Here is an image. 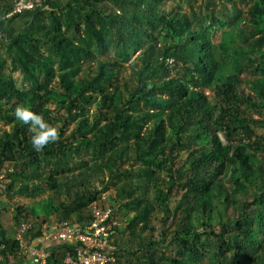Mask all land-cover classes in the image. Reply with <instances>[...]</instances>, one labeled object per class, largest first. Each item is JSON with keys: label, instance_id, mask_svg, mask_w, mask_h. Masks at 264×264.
I'll list each match as a JSON object with an SVG mask.
<instances>
[{"label": "trees", "instance_id": "1", "mask_svg": "<svg viewBox=\"0 0 264 264\" xmlns=\"http://www.w3.org/2000/svg\"><path fill=\"white\" fill-rule=\"evenodd\" d=\"M11 1L0 0V122L8 126L0 130V169L12 167L5 195L61 193L44 216L67 226L89 220L97 201L116 220L131 214L115 227L121 236L154 233L153 213L162 225L178 220L170 252L156 259L157 242L118 244L115 234L106 264L122 255L129 264H264V138L253 128L264 127V76L241 77L254 59L264 60V0H252L245 14L208 9L211 0L198 14L196 0H186L188 11L179 3L166 8V0H47L8 36L21 15L4 18ZM110 53L128 63L127 76L117 75ZM7 58L20 88L1 73ZM17 105L42 114L59 138L35 151L14 117ZM181 151L182 166L175 163ZM95 174L100 186L86 185ZM110 187L112 202L104 195ZM28 216L15 206L12 226ZM42 229L35 226L26 241L43 237ZM7 233L0 225V264H30ZM49 251L48 264L75 257L67 242Z\"/></svg>", "mask_w": 264, "mask_h": 264}, {"label": "rangeland", "instance_id": "2", "mask_svg": "<svg viewBox=\"0 0 264 264\" xmlns=\"http://www.w3.org/2000/svg\"><path fill=\"white\" fill-rule=\"evenodd\" d=\"M206 2V1H205ZM252 0H211L212 6H209L208 9L210 8H214V9H224V7L227 9V11L229 13H233L234 9L235 10H240L242 12V14H245L248 6L251 4ZM179 3L182 5V7L185 10H189V6L187 5L186 0H166L163 5L166 8H170L171 6H173L174 4ZM193 6H194V10L196 12V14L200 13V11H203L202 8H206L204 1L203 0H196L193 1ZM202 6V8L200 7ZM219 20V18H218ZM217 20V21H218ZM217 29V30H216ZM214 30L215 31V35H214V42L215 44H217L220 34L222 32V29L220 28L219 25V21L215 23L214 26ZM255 56V55H254ZM108 60L111 63H114L117 65L116 67V72L118 76H127L128 75V63L127 62H123L121 61V59L116 58L115 56H113L112 53L109 54ZM253 66L249 67L247 69L246 72H243L241 74L242 78H252V77H258V76H264V60H260L258 58L253 60ZM11 60L9 58H7V67L1 71L2 74H4V76L6 77H10L13 78V80L16 83L17 87H22V80H21V75L19 72H13L11 71ZM206 94L209 98H211L213 95L212 93H210L208 90H206ZM252 118L254 119H258V117L256 115L252 116ZM264 119V118H263ZM264 121V120H263ZM8 126L6 124H4L3 122H0V130L3 128H7ZM254 128V132L257 136H260L261 138H264V127L261 126H253ZM243 139V142H247V140L245 139L244 136H241ZM222 138L223 143H225V139ZM254 139V137L252 138ZM261 157V156H260ZM79 159V157L77 158ZM81 159H87V157H81ZM187 159V152L186 151H181L175 158V163L177 165H184L185 160ZM262 159V158H260ZM264 159V156H263ZM9 168H12L9 166V164H5L1 169H0V225L2 227L3 230H5V232H8V236L12 237L15 234V227L12 226V210L15 206L17 205H23L27 208L29 216L27 217L26 221L32 222L36 227L41 226L43 227V225L45 226V230L46 228H51L56 226V224L53 225V223H51V221L47 222L48 220H51L54 218L53 215L49 214L47 215L46 219H45V211H46V207L45 205L49 204L50 202H53L54 204H57V201L59 199L63 198V194L61 193H57V194H52L51 192H42L37 194L34 197L31 198H27L25 196H14L11 193H7L6 196L4 193V185L9 181L8 178L6 177L5 171L8 170ZM82 171V169L80 168H76L73 172H79ZM95 176H97V174H95L94 176H91L90 179L88 180V182L86 183V185L93 187V186H100V183L98 181V179L94 178ZM98 178H101V176L99 175ZM110 190L106 192H104V195H109V201L112 202V197L110 195L113 194V188L110 187ZM177 195H173L171 197V199L169 200L168 204L171 208L174 207V205L176 204V200H177ZM48 212H49V208H48ZM224 211L222 210V213ZM119 213L121 214V212L119 211ZM227 214L229 216H231L230 211H227ZM131 214H129L128 216H119L118 214L117 216V221L119 224H121V228L125 226V223L127 221V218L130 217ZM178 216V215H177ZM179 217V216H178ZM177 217V218H178ZM50 218V219H48ZM46 220V221H45ZM223 220H225V218H223ZM151 221L152 224L154 226V233L149 232L148 230H146L145 232H137L136 231V235L135 236H130L129 233H127L126 235L121 236L120 234H116V240L118 241V244L121 243V240L124 241V245H126L128 239L132 240L134 242H138L140 241L142 238H146L148 240H151L152 242H157L156 244V249L158 248L159 250L155 253H153V256L157 259L160 256V253L162 251H166V252H170L171 251V247L168 246L169 241L172 237L175 236V224L178 222V220H172V218H168L167 222L165 225H162L161 223V213H153L151 216ZM172 221V222H171ZM68 222H71L68 220ZM172 223V224H171ZM217 224V223H215ZM201 227H199L198 229H200ZM47 229V231H49ZM214 231L216 233L220 232L221 226L219 224L214 226ZM165 231V234L168 236L169 233L173 232L171 235H169L166 239H165V244H162L161 239H162V235L161 232ZM47 234V233H46ZM0 239H1V234H0ZM145 242V241H144ZM146 243V242H145ZM144 252V250H142ZM140 251V252H142ZM120 263L119 264H129L127 263V257H123V255L121 256L120 259ZM31 264V263H30Z\"/></svg>", "mask_w": 264, "mask_h": 264}, {"label": "built area", "instance_id": "3", "mask_svg": "<svg viewBox=\"0 0 264 264\" xmlns=\"http://www.w3.org/2000/svg\"><path fill=\"white\" fill-rule=\"evenodd\" d=\"M47 0H12V8L4 15L5 19L15 14H22L42 7ZM90 219L79 225L67 226L66 222L44 229L54 244L67 242L73 245L74 259L68 254L65 262L68 264H106L113 260L114 245L112 240L116 234L115 227L119 226L112 218L111 211L102 207L97 201L89 205ZM35 225L29 221H22L15 228V239L19 242V253L26 256L31 264H48L50 256L48 246L27 242L26 237Z\"/></svg>", "mask_w": 264, "mask_h": 264}, {"label": "clouds", "instance_id": "4", "mask_svg": "<svg viewBox=\"0 0 264 264\" xmlns=\"http://www.w3.org/2000/svg\"><path fill=\"white\" fill-rule=\"evenodd\" d=\"M14 117L27 126L28 132L31 133V146L37 152L59 138L58 129L45 120L42 114L34 112L28 105H17L14 109Z\"/></svg>", "mask_w": 264, "mask_h": 264}, {"label": "crops", "instance_id": "5", "mask_svg": "<svg viewBox=\"0 0 264 264\" xmlns=\"http://www.w3.org/2000/svg\"><path fill=\"white\" fill-rule=\"evenodd\" d=\"M28 13V12H27ZM26 12L21 14L19 17H18V20L12 22L9 26V30L7 32V35L8 36H12V35H15L16 33H19L20 30L24 29L27 27V25H29V18H28V14ZM3 39V38H2ZM6 40L3 39V42H5ZM2 45V43H1ZM0 45V46H1ZM4 53L3 50L0 49V56L1 54ZM56 218L54 217L53 219H51V223L56 224ZM48 231H44V236L43 237H40L39 239L35 240L34 241V244H38V245H44V246H51V245H54V242H52L50 239H49V236L48 234H46Z\"/></svg>", "mask_w": 264, "mask_h": 264}]
</instances>
